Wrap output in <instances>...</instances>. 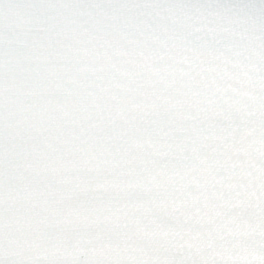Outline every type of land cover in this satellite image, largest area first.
Here are the masks:
<instances>
[{
    "label": "snow or ice",
    "instance_id": "obj_1",
    "mask_svg": "<svg viewBox=\"0 0 264 264\" xmlns=\"http://www.w3.org/2000/svg\"><path fill=\"white\" fill-rule=\"evenodd\" d=\"M0 264H264V0H0Z\"/></svg>",
    "mask_w": 264,
    "mask_h": 264
}]
</instances>
